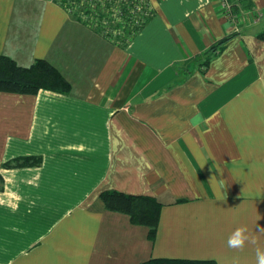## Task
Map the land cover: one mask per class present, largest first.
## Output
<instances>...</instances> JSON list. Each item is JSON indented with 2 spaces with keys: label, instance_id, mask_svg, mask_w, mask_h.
<instances>
[{
  "label": "crops",
  "instance_id": "0c3cea01",
  "mask_svg": "<svg viewBox=\"0 0 264 264\" xmlns=\"http://www.w3.org/2000/svg\"><path fill=\"white\" fill-rule=\"evenodd\" d=\"M147 1L119 43L59 0H0V54L70 85L0 90V264H256L264 0ZM27 156L40 162L4 165ZM107 191L153 198L154 226L107 208ZM239 226L256 245L226 246Z\"/></svg>",
  "mask_w": 264,
  "mask_h": 264
},
{
  "label": "trees",
  "instance_id": "16d2710c",
  "mask_svg": "<svg viewBox=\"0 0 264 264\" xmlns=\"http://www.w3.org/2000/svg\"><path fill=\"white\" fill-rule=\"evenodd\" d=\"M69 11L80 16L84 20L90 19L91 6L99 5L98 0H88L84 5L75 6L76 0H59ZM123 9V5H121ZM88 13L85 17L83 12ZM140 19L139 24L124 27L125 36L104 35L115 42H125L139 31L150 19ZM50 89L60 92H68L70 85L65 77L52 64L44 59H37L27 67L19 66L12 58L0 54V90H10L16 92H36L38 89ZM40 162L37 156H27L14 158L5 163L6 167H17L26 165H36ZM1 180V178H0ZM102 200L106 207L113 210L124 211L130 214L134 222L146 223L153 227L157 221L159 203L153 198L136 197L118 191H107L102 194ZM152 232V230H151ZM141 264H217L210 259H165L154 258L142 262Z\"/></svg>",
  "mask_w": 264,
  "mask_h": 264
},
{
  "label": "built area",
  "instance_id": "2783aa9c",
  "mask_svg": "<svg viewBox=\"0 0 264 264\" xmlns=\"http://www.w3.org/2000/svg\"><path fill=\"white\" fill-rule=\"evenodd\" d=\"M100 14L95 16L91 8L89 22L98 26L104 35L125 36V26L139 24L140 19L152 15L153 10L147 0H98ZM225 9H230L227 0H220ZM123 5V9L121 8ZM91 6V5H90ZM83 16L88 13L82 11Z\"/></svg>",
  "mask_w": 264,
  "mask_h": 264
},
{
  "label": "clouds",
  "instance_id": "9594fccd",
  "mask_svg": "<svg viewBox=\"0 0 264 264\" xmlns=\"http://www.w3.org/2000/svg\"><path fill=\"white\" fill-rule=\"evenodd\" d=\"M259 233H264V228H260ZM247 244L256 245L257 239L255 236L249 234L246 226H239L235 228L229 234L226 241V246L229 249L238 250V251H243ZM255 254H256V264H264V248L256 247Z\"/></svg>",
  "mask_w": 264,
  "mask_h": 264
},
{
  "label": "rangeland",
  "instance_id": "374dc122",
  "mask_svg": "<svg viewBox=\"0 0 264 264\" xmlns=\"http://www.w3.org/2000/svg\"><path fill=\"white\" fill-rule=\"evenodd\" d=\"M88 2V0H76V4H75V6L77 5V6H80V5H84V4H86ZM91 8L93 9V11H92V13L95 15V16H97V15H99L100 14V10H101V7H97V6H95V5H91Z\"/></svg>",
  "mask_w": 264,
  "mask_h": 264
}]
</instances>
